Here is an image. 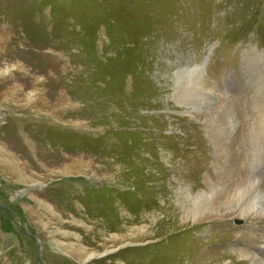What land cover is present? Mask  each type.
I'll use <instances>...</instances> for the list:
<instances>
[{
	"label": "rangeland",
	"instance_id": "374dc122",
	"mask_svg": "<svg viewBox=\"0 0 264 264\" xmlns=\"http://www.w3.org/2000/svg\"><path fill=\"white\" fill-rule=\"evenodd\" d=\"M0 6V20L6 16L45 42L46 55L47 47L55 50L54 61L28 51L19 61L0 58V71L14 74L0 85L24 83L22 74L32 71L39 96L51 100L20 115L19 135L26 142V131L36 152L5 144L26 156L0 151V264H82V247L103 253L117 246L86 264H179L178 251L183 264L200 257L207 261L198 264H213L214 250L231 252L227 264L229 258L241 264L232 253L236 241L262 246L264 223L249 232L240 219L199 227L187 209L206 202L199 196L206 177L216 180L219 169L237 175L243 159L247 170V160L264 150V0H0ZM215 93L228 103L218 105ZM6 96L0 129L16 106ZM236 135L232 167L225 148ZM65 148L94 161L91 172L67 173L68 189L67 176L49 170L65 165ZM5 157L17 158V168ZM256 173L263 185L264 167ZM243 185L229 207L240 210L254 198Z\"/></svg>",
	"mask_w": 264,
	"mask_h": 264
},
{
	"label": "bare ground",
	"instance_id": "6f19581e",
	"mask_svg": "<svg viewBox=\"0 0 264 264\" xmlns=\"http://www.w3.org/2000/svg\"><path fill=\"white\" fill-rule=\"evenodd\" d=\"M0 13L2 14V7L1 6H0ZM3 18H4V20L3 19L0 20V58L1 57L12 58L13 59L12 61H17V60L19 61L20 57L22 55H24L23 53H27V51H28V52H30V54L32 53V55L39 56V58H43L46 61H54L55 50H54L53 46L47 47L48 48L47 51H50V52L48 53V55H46L44 53V49L46 47L45 42L44 43L38 42V41L34 40V38L32 36H28L27 34H23L21 32V26L19 23L11 25L12 22L9 23L6 21L7 20L6 16H4ZM14 21H16V20L14 19ZM35 62H36V59H35ZM13 66L17 67L16 64H14ZM10 69H12V68L7 67V69H3L2 71H0V78L7 75V74H8L7 77H9V76L14 77V74L10 71ZM21 71H23V67H19V69L17 70L18 73H20ZM15 75H17V74H15ZM22 75L24 77L28 78V79L23 78L26 81L24 83H23V81H17L15 79H13L14 81H11L6 86L0 85V92L2 91V93H4V94L0 93L1 96H6V94H7L8 96H6V97H9V99L14 103V105H16L15 107L11 108L13 113H11L12 115H10V119L0 129L1 136L6 139L5 140L6 142L4 140L2 141L4 143L0 142V151H8V153L10 152L9 153L10 155H11V153H14V152L17 154H19V152H21V151L16 152V150H20V149L23 150V149H28V148L31 150H34L36 152V149H37L36 144H35L34 140H30L28 133L25 131L26 137L28 138L26 142H24L20 137L21 135H19L20 134L19 132H21V130L23 128L22 125L24 124L23 123L24 119L20 115L24 112L26 114H24V113L23 114L25 116H27L28 114L31 113L33 108H37V110H40V108L45 109L44 107L51 104L50 103L51 100L47 99L46 96L43 99H42V97H40L41 95L39 96L38 92L40 91V88L38 87L39 86L38 82H37L38 80H36V78H35L36 76L34 77L33 72L29 71L28 73L26 72V73H23ZM28 88H30V89H28ZM4 89H5V91L8 90L7 92H9V93L3 91ZM217 94L218 93H215V95H217ZM221 94H222V92H221ZM60 95H61L62 99H70L69 95L67 94V92L65 90H61ZM217 97L220 99V100L216 101V103L218 105L221 102L224 104L228 103V101L226 99L222 98L221 95H217ZM227 97H228V95H226V98ZM14 108H16V109H14ZM35 111H36V109H35ZM54 118H57V117L55 116ZM57 119L62 120L61 117H58ZM75 122L77 124H81V122L79 120H76ZM29 127H30V129L36 130V131L41 130L42 127H44V129H47V127L43 126V124H30ZM27 131H28V129H27ZM257 134H259V133H257ZM262 134H264V132H262ZM250 135H252V134H250ZM256 135H254V136L252 135V136L255 137ZM237 137H238V135L233 137L231 139V143H229L225 148V153H227L225 158H227V162L229 159V165L232 167L237 164L236 161H232V158H230V152L233 153L234 151H236L235 149L237 147H235V146L238 144ZM4 144L7 145L6 147L14 146L16 148V150L15 151L13 150L14 152L9 151L8 150L9 148H6ZM49 145L52 146V143ZM26 147H28V148H26ZM64 150L66 151L67 148H65ZM67 151L65 152V154L62 157H60L61 160H64L67 158L65 165L60 166L59 168H56V167L55 168H49V170H51L53 172L57 171V172H60L62 176L63 175L67 176L66 178H63L64 180L66 179V181L63 180L64 181V183H62L63 187L68 186L67 184L70 183V181H69L70 178H68L69 175L67 173L71 174V173H75V171L87 173V171L91 172L92 170H94L93 158H89L90 161L87 162L84 159L83 154L79 153V155L75 157V156L70 155L72 153H69V151L68 152ZM262 151L263 152L260 153V156H258L259 158L258 159L256 158L257 160L256 159L254 160L253 158L247 160L249 162L248 167L245 164L247 167V170H245V167H244V163L246 162V159H243L239 163L237 168L235 169V170H237V175L232 176L230 174V172H227L225 174L224 172L219 171V170H221V169H219L217 171V179L216 180H213L210 177H206L204 179V182L202 183V188H200V190H199V196L200 197H206L207 200L205 203H203V205L200 208L198 205L195 204V201H194V203L192 204L193 206L189 207L187 209V218H192L196 223H198L199 227L206 225V222H209L211 220H216V221H221L223 223H227V222H231V221L235 222L237 219H240L239 221L245 222V226H243V228L244 229L247 228L248 232L253 231L255 229L256 223H264V211H263L264 210V184L262 185V184L258 183L259 180L257 181V179L260 177H259V174L256 173L258 168L264 167V150H262ZM23 152H21V155L26 156L25 151H23ZM228 155H229V157H228ZM257 155H259V154H257ZM13 156L15 157V154ZM79 156H81V157H79ZM231 156H233V155H231ZM86 158H88V157H86ZM6 160L14 161L15 163H13L12 165L17 168V166H18L17 158L10 159L9 157H5L4 161L6 162ZM22 163L27 164V163H30V161L26 159V160H23ZM41 164L45 166V163L40 161V165ZM215 168H217V162H216ZM93 172L98 174L97 171H93ZM95 173H94V175H95ZM24 177L28 178L29 176L24 175ZM100 177H98V179L101 180ZM32 180H34V179H32ZM219 180H220V182H219ZM35 181H37V180L35 179L34 182ZM40 182L42 184V181H40ZM243 184H248L250 186L249 189L252 190V192L254 194L253 195L254 198H252L250 200V202L247 201L248 204L244 208H241L240 210L237 208L235 209V208L229 207L228 206L229 203H233L235 200H237L238 196L240 197L241 192L239 190ZM218 188H220L222 190V192L219 194V196H216L214 194V192L215 191L217 192ZM61 190L63 191L64 189H61ZM111 190L112 189L110 188V190H109L110 193L112 192ZM152 190H154V189L152 188ZM152 190H151V194H153ZM72 192H73V190L69 188L68 193L72 194ZM35 195H36L35 193L30 191L31 197L37 198V196H35ZM197 195H198V193H197ZM197 195L193 194V196H191V199L195 198L197 200V198H199V197H197ZM93 196H94V194H93ZM98 200L100 202H102V197L99 198ZM39 201L45 207H47L48 210L56 212L54 205H52L50 202H48L44 199H39ZM240 204H242V203H240ZM116 208L117 207H113V210L111 212L114 213V210H116ZM186 208L187 207H185L184 210ZM113 213L110 215H113ZM116 220H119V216H118V219H116ZM103 224H104V222H103ZM78 239H79V235H78ZM259 239H261V242H262L261 243L262 246H259V247H256L252 244H248L249 246H247L246 240L236 241L235 245H238V248L232 252L233 255L236 254L237 256L243 258L242 260H244L246 262V264H249V262H250V264H264V238L258 237L257 240H259ZM128 243H132V242L128 241L124 245H126ZM223 244H226V241ZM117 248H118V246L117 247H111V248H108L106 250V252L98 253L95 251H89L86 247H82L81 248V251H83L82 252V254H83L82 264H86L87 260L91 259L93 256L103 257L107 253L115 252V250ZM163 249H165V252H166L167 249H169V247L163 248ZM179 250H180V248H179ZM117 251H119V250H117ZM230 253L228 254V252H224L221 250H214L213 252L210 253L209 260L213 264H227L226 257L228 255H230ZM166 257H167V255H164L163 260ZM181 257L182 256L180 255V251H178V254L175 257L174 261L177 260V262L179 264H183V259ZM229 259H228V264H232ZM196 260H197V262H195V264L196 263L198 264L202 260H206V259L203 257H200V258H196L195 261ZM231 261H233V260L231 259ZM237 261L240 262L241 264L245 263L244 261H241V260H237Z\"/></svg>",
	"mask_w": 264,
	"mask_h": 264
}]
</instances>
